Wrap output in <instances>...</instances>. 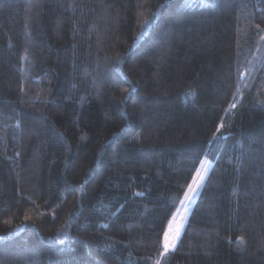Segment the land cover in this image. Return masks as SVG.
<instances>
[{
    "label": "trees",
    "instance_id": "16d2710c",
    "mask_svg": "<svg viewBox=\"0 0 264 264\" xmlns=\"http://www.w3.org/2000/svg\"><path fill=\"white\" fill-rule=\"evenodd\" d=\"M0 264H264V0H0Z\"/></svg>",
    "mask_w": 264,
    "mask_h": 264
},
{
    "label": "snow or ice",
    "instance_id": "6c2138e0",
    "mask_svg": "<svg viewBox=\"0 0 264 264\" xmlns=\"http://www.w3.org/2000/svg\"><path fill=\"white\" fill-rule=\"evenodd\" d=\"M233 108H235V104L232 105ZM219 128L217 129V131L219 132ZM208 169L204 168L203 171L201 170H197V178H193V183L189 184L188 186V191L185 192V200L190 202L193 198L194 195L197 194L198 190L202 188L203 186V182L205 181V176L207 173ZM185 200H181L180 203L181 205H185ZM186 207V205H185ZM182 220L185 219L184 217L181 218ZM183 228V223H181L175 230L174 233L171 232V224L169 226V231H166L164 233V243H163V247H164V252H168L170 249H174L176 247V240L179 239L180 234H181V230ZM241 241L243 240V238H240Z\"/></svg>",
    "mask_w": 264,
    "mask_h": 264
},
{
    "label": "rangeland",
    "instance_id": "374dc122",
    "mask_svg": "<svg viewBox=\"0 0 264 264\" xmlns=\"http://www.w3.org/2000/svg\"><path fill=\"white\" fill-rule=\"evenodd\" d=\"M212 165H213V162H212L211 159H205V160L203 161V163L201 164L200 168H199V170H201V171H203L204 168H207V169H208V171H207V173H206V176H205V181H206V179H207V177H208V175H209V172H210V170H211V168H212ZM196 174H197V172H196ZM195 178L198 179L197 175H195ZM205 181H204V182H205ZM204 182H203V185H204ZM192 183H193V181H192ZM192 183H191V184H192ZM202 187H203V186H202ZM201 189H202V188H201ZM201 189L198 190L197 194L193 196V198H192V200H191L190 202L186 201V200H185V196H184L183 200H185V205H186V207H185V205H180V207H179V209L177 210V212H176L174 218L172 219V221H171V223H170V224H171V232H172V233H174L175 230H176V228H177L181 223H183V228H182V230H181V234H182L183 229H184V227H185V225H186V223H187L188 217L190 216V213H191V211H192V208H193V206H194V204H195V202H196V200H197V198H198V196H199V194H200V192H201ZM182 217H184L185 219L182 220V219H181ZM168 231H169V229H168ZM181 234H180V236H181ZM179 238H180V237H179ZM178 240H179V239H178ZM178 240H176V244H177ZM170 250H171V249H170Z\"/></svg>",
    "mask_w": 264,
    "mask_h": 264
}]
</instances>
